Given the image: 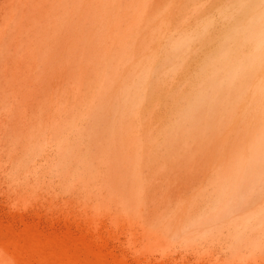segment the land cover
Masks as SVG:
<instances>
[{
	"label": "rangeland",
	"instance_id": "rangeland-1",
	"mask_svg": "<svg viewBox=\"0 0 264 264\" xmlns=\"http://www.w3.org/2000/svg\"><path fill=\"white\" fill-rule=\"evenodd\" d=\"M228 6L0 0V264H264V104L208 88Z\"/></svg>",
	"mask_w": 264,
	"mask_h": 264
},
{
	"label": "bare ground",
	"instance_id": "bare-ground-1",
	"mask_svg": "<svg viewBox=\"0 0 264 264\" xmlns=\"http://www.w3.org/2000/svg\"><path fill=\"white\" fill-rule=\"evenodd\" d=\"M213 56L224 60L225 74L214 65L208 88L228 87L232 111L251 101L264 104V0H229L228 31Z\"/></svg>",
	"mask_w": 264,
	"mask_h": 264
}]
</instances>
